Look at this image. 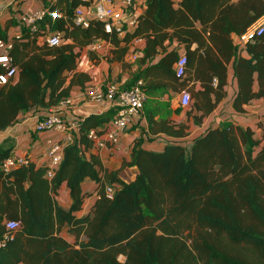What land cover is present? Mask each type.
Listing matches in <instances>:
<instances>
[{
    "label": "trees",
    "instance_id": "trees-1",
    "mask_svg": "<svg viewBox=\"0 0 264 264\" xmlns=\"http://www.w3.org/2000/svg\"><path fill=\"white\" fill-rule=\"evenodd\" d=\"M88 4L57 0L52 10L60 16L48 14L37 29L21 24V34L11 38L18 74L0 86V131L15 124L21 113L57 106L70 97L74 85H84L88 78L77 71L78 64L83 49L97 40L111 44L110 62H124L136 39L145 42L140 64L162 50L161 60L137 73L133 83L143 79L148 93L158 87L146 82L150 76L181 88L188 80L198 81L201 89L190 91L192 109L203 115L226 96L230 62L238 83L234 109L242 113L252 101H264V35L246 46L247 57L235 41L264 15V0H181L177 5L174 0H147L132 31L111 34L102 21L92 19L88 27L74 23L75 10ZM8 27L0 24V38L9 40ZM47 30L63 32L64 42H40ZM173 39L186 47L184 78L174 68L180 55L166 50L165 42ZM116 116L117 108L110 107L80 118L52 179L45 175L47 167L31 161L3 169L13 145L0 144V264H264V131L258 139L251 127L230 122L208 129L190 146L168 143L162 151L145 149L139 140L127 163L139 173L125 182L98 155L85 156L95 147L88 132ZM184 127L149 118L152 134L184 136ZM86 178L99 184V198L88 214L78 216ZM63 183L73 199L68 209L56 197ZM108 184L117 187L113 198L106 195ZM13 219L20 227L9 230L6 221ZM65 226L73 242L62 235Z\"/></svg>",
    "mask_w": 264,
    "mask_h": 264
},
{
    "label": "crops",
    "instance_id": "crops-1",
    "mask_svg": "<svg viewBox=\"0 0 264 264\" xmlns=\"http://www.w3.org/2000/svg\"><path fill=\"white\" fill-rule=\"evenodd\" d=\"M181 0H174L177 5ZM48 0H0V24L2 28H7L8 38L21 34L23 14L34 10L42 9L47 5ZM147 0H137L140 12L145 11ZM12 22V23H11ZM43 43V38H40ZM96 45V48H93ZM145 42H133L124 62L107 59L111 44L104 40H97L83 49L78 72L85 73L88 80L84 85L76 84L71 89L70 98L73 100V106L64 112V118L68 122H79L80 118L91 114H101L110 108V103H97L87 98V90L94 85L100 86L109 81H116L123 87L133 86L134 77L148 64L158 63L165 55L161 50L159 54L148 64H140L138 59L143 54ZM166 50H175L178 55L186 52L184 44L178 40H167L165 42ZM195 45H193V48ZM134 48L141 49L139 58L134 61L130 54ZM243 56L247 57V52L240 49ZM228 83L225 86L226 96L218 103L217 107L209 114L203 115V111L189 108H183L180 105L181 90L187 89L199 90L201 83L193 79L187 81L185 88H181L177 83L168 79L148 77L146 82L157 84L158 87H151L148 91V99L141 113L134 118L132 129L124 132L120 136V142L116 146L94 147L85 151V156L90 159L96 154L101 159L103 165L109 171H117L119 177L125 182L133 181L139 173L135 165L127 164L132 159V151L136 142L141 140L142 147L148 150L162 151L168 143H184L191 145L195 138L204 135L208 129L219 127L225 123H236L243 127H251L255 131V138H260L264 131L258 128V124L264 121V101L262 99L254 100L246 105L245 112H237L234 109L233 101L238 91V83L234 74L232 62L228 65ZM175 68V65H174ZM70 80V78H69ZM69 80L67 85L69 84ZM257 87V85H256ZM59 110L58 106L51 108H35L19 115L18 121L6 130L0 131V144L6 143L13 145L10 156H27L37 167H48L50 158L47 150L51 140L60 139L64 135L56 130L37 131L36 123L38 119L45 117L53 111ZM191 111V112H190ZM149 118L155 121H167L176 129L179 125H185L184 136H171L166 133L152 134L149 130ZM196 118H201L197 122ZM260 133V135H259ZM46 175V174H45ZM99 184L91 178H86L82 182V191L86 195L83 209L77 213L78 216L88 214L97 199ZM58 203L68 209L71 207L73 199L70 188L63 183L56 196ZM62 235L70 242L75 240L69 232V227L65 226Z\"/></svg>",
    "mask_w": 264,
    "mask_h": 264
},
{
    "label": "built area",
    "instance_id": "built-area-1",
    "mask_svg": "<svg viewBox=\"0 0 264 264\" xmlns=\"http://www.w3.org/2000/svg\"><path fill=\"white\" fill-rule=\"evenodd\" d=\"M57 0H48L42 9L34 10L23 14L22 25L37 29L39 21L43 20L48 14L53 17L60 16V12L52 10L53 4ZM88 5L79 6L74 13L73 21L77 25L88 27L90 21L95 19L104 23L105 31L108 33H122L124 30L132 31L142 14L137 0H84ZM146 9V5H145ZM63 32L47 30L43 35V43L50 46H59L64 42ZM264 35V15L258 18L246 31L237 35L236 44L240 49H245L248 44ZM135 43L144 42L136 39ZM95 43V42H94ZM93 43V44H94ZM12 40L0 38V86L16 80L18 67L12 65L11 50ZM96 48V45H93ZM141 49L134 48L130 58L136 61L141 53ZM188 58L181 54L175 64V71L179 78H184L187 72ZM180 105L189 108L192 104V95L188 90L181 91ZM87 98L97 103H110V107L117 108V116L102 129H92L88 132V138L92 140L95 147L116 146L120 142V136L124 132L132 129L134 118L141 113L148 99V93L144 90V80L139 79L133 86L122 88L116 81H109L100 86L94 85L87 90ZM59 110L53 111L36 123L37 131L56 130L63 133L60 139L51 140L47 150L50 158L46 176L52 179L64 156L65 147L74 141L73 130L78 128V122H68L64 118V112L73 106L70 97L63 99L59 104ZM57 105V106H58ZM102 130V131H101ZM30 159L27 156H9L2 162V168L11 170L20 165L27 164ZM117 187L108 184L105 192L109 198H113ZM6 227L9 230H16L20 227L19 220H7ZM6 239V237H5ZM4 244V239L0 240V246Z\"/></svg>",
    "mask_w": 264,
    "mask_h": 264
},
{
    "label": "rangeland",
    "instance_id": "rangeland-1",
    "mask_svg": "<svg viewBox=\"0 0 264 264\" xmlns=\"http://www.w3.org/2000/svg\"><path fill=\"white\" fill-rule=\"evenodd\" d=\"M126 88H129V87H126ZM189 91V90H188ZM191 112V111H190ZM263 124H264V121L262 122H260L259 124H258V128H262L263 127ZM259 135H260V133H259ZM125 259V257L124 256H121V260H124Z\"/></svg>",
    "mask_w": 264,
    "mask_h": 264
}]
</instances>
